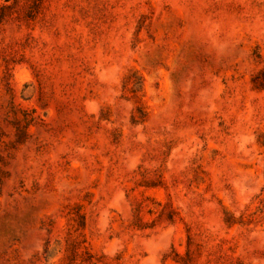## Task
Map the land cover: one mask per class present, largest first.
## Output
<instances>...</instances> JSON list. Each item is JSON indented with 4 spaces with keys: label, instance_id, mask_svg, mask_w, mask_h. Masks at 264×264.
Instances as JSON below:
<instances>
[{
    "label": "rangeland",
    "instance_id": "rangeland-1",
    "mask_svg": "<svg viewBox=\"0 0 264 264\" xmlns=\"http://www.w3.org/2000/svg\"><path fill=\"white\" fill-rule=\"evenodd\" d=\"M0 264H264V0H0Z\"/></svg>",
    "mask_w": 264,
    "mask_h": 264
}]
</instances>
